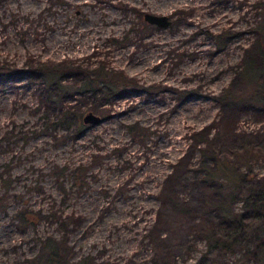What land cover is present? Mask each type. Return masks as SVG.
Here are the masks:
<instances>
[{
  "label": "rangeland",
  "instance_id": "rangeland-1",
  "mask_svg": "<svg viewBox=\"0 0 264 264\" xmlns=\"http://www.w3.org/2000/svg\"><path fill=\"white\" fill-rule=\"evenodd\" d=\"M259 10L256 0H0V64L19 71L0 82V174L10 180L0 210V264H27L39 238L59 235L46 218L19 224L14 215L24 208L81 218L68 237L75 260L152 264L160 252L195 263L205 243L182 205L200 206V190L181 179L176 200L164 206L159 190L205 125L221 153L254 150L252 171L264 174L263 108L239 110L234 128L214 124L221 111L214 96L231 84ZM146 12L168 16L170 25L148 24ZM223 31L229 34L217 44ZM64 60L104 64L138 87L92 111L103 120L78 132L58 124V112L40 103L24 73L28 61ZM190 155L199 157L195 148Z\"/></svg>",
  "mask_w": 264,
  "mask_h": 264
},
{
  "label": "trees",
  "instance_id": "trees-1",
  "mask_svg": "<svg viewBox=\"0 0 264 264\" xmlns=\"http://www.w3.org/2000/svg\"><path fill=\"white\" fill-rule=\"evenodd\" d=\"M256 1L260 10L253 26L254 39L244 48L231 84L214 96L221 104L220 116L214 123L218 126L234 128L237 112L251 106V103L264 110V0ZM228 34L224 31L216 33L217 44L223 42ZM105 68L104 64L80 67L67 60L57 64L28 61L25 71H22L37 84V96L40 103L46 104L47 111L58 112V124H74L76 131L80 132L85 127L82 120L85 113L78 100L86 104L88 110L100 111L104 104H111L123 92L138 87L121 72ZM18 72L0 64V82ZM248 82L252 86L250 91L244 88ZM76 98L77 102L71 104ZM210 128V125H205L193 133L194 143L165 177L159 190V201L164 206L168 200H176L174 187L181 179H188L198 186L202 195L200 206L193 207L188 201H183L185 204L182 205L187 206L186 214L196 218L193 231L205 243V250L193 264H232L237 258L264 264V174L258 176L252 171L251 156L255 151L245 148L239 152L221 153L214 147L217 134L211 135ZM194 148L199 154L196 160H192L194 155H190ZM76 170L71 175L82 185L83 178L78 179ZM1 177L0 174L1 186L5 189L0 193V210H5L10 180ZM239 200H243L240 208L235 206ZM14 217L22 226L35 225L38 220L46 218L56 224L59 232L58 236L49 234L39 238L37 252L26 258L27 264H120L116 261L96 262L90 256L73 259L74 252L68 237L81 222V218L73 214L65 215L53 209L45 214L41 210L24 208L18 210ZM156 222H153L151 230L157 227ZM158 238L162 241L161 237ZM152 264L177 263L174 257L158 252Z\"/></svg>",
  "mask_w": 264,
  "mask_h": 264
},
{
  "label": "water",
  "instance_id": "water-1",
  "mask_svg": "<svg viewBox=\"0 0 264 264\" xmlns=\"http://www.w3.org/2000/svg\"><path fill=\"white\" fill-rule=\"evenodd\" d=\"M144 20L148 24L156 25L158 27H167L170 25V19L166 15H156L152 13H144ZM84 124H99L103 119L98 114L92 111H87L82 117Z\"/></svg>",
  "mask_w": 264,
  "mask_h": 264
}]
</instances>
